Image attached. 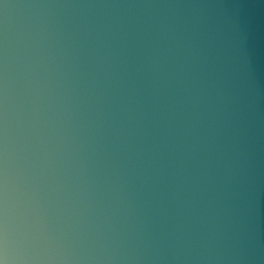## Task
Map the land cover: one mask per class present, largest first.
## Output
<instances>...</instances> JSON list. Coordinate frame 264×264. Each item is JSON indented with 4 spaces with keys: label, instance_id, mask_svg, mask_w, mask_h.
I'll return each mask as SVG.
<instances>
[{
    "label": "water",
    "instance_id": "water-1",
    "mask_svg": "<svg viewBox=\"0 0 264 264\" xmlns=\"http://www.w3.org/2000/svg\"><path fill=\"white\" fill-rule=\"evenodd\" d=\"M0 264H264V0H0Z\"/></svg>",
    "mask_w": 264,
    "mask_h": 264
}]
</instances>
